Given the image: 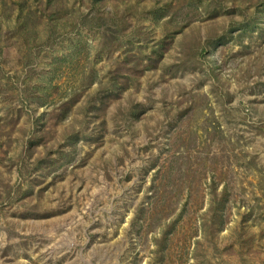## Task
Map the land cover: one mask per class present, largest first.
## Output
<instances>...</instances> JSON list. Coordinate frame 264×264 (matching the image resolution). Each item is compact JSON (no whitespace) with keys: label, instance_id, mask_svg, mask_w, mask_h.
Instances as JSON below:
<instances>
[{"label":"rangeland","instance_id":"obj_1","mask_svg":"<svg viewBox=\"0 0 264 264\" xmlns=\"http://www.w3.org/2000/svg\"><path fill=\"white\" fill-rule=\"evenodd\" d=\"M0 264H264V0H0Z\"/></svg>","mask_w":264,"mask_h":264},{"label":"trees","instance_id":"obj_2","mask_svg":"<svg viewBox=\"0 0 264 264\" xmlns=\"http://www.w3.org/2000/svg\"><path fill=\"white\" fill-rule=\"evenodd\" d=\"M101 1H103V0H93V4L97 5ZM94 23H95V25H98V27L102 28L103 36L108 35V30L112 31V32L115 30L113 28L114 25L116 24V21L114 20V17L107 18V17H105L104 15L101 14V15H98L94 19ZM216 215H217V218H219V223H221V221H222V213L221 212H217Z\"/></svg>","mask_w":264,"mask_h":264}]
</instances>
